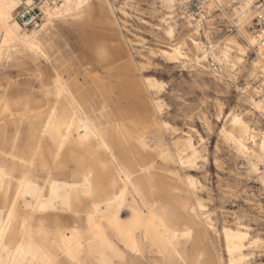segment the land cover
<instances>
[{
    "label": "bare ground",
    "instance_id": "obj_1",
    "mask_svg": "<svg viewBox=\"0 0 264 264\" xmlns=\"http://www.w3.org/2000/svg\"><path fill=\"white\" fill-rule=\"evenodd\" d=\"M192 1L160 0L166 13L158 28L168 44L152 48L141 37L130 40L118 31L117 0H83L79 9L82 0H44L43 21L32 28L22 27L15 13L34 0H0V69L33 62L41 68L42 61L49 62L46 46L56 23L90 21L99 9L122 45L143 61L161 58L169 65L189 66L211 73L219 83L235 84L245 73L238 105L249 110L232 111L219 136L264 190V25L252 23L257 13H264V2L204 0L198 17L183 11L188 14L180 32L177 6L188 8ZM216 7L237 34L212 40L211 20L207 28L203 22ZM120 11L125 19L131 17ZM99 44L95 55L105 60L110 54ZM210 59L220 65L221 74L211 69ZM129 65L135 85L150 97L143 105L145 114L134 118L113 111L101 114L85 90L56 70L42 82L43 105L35 110L22 104V111L14 112L8 101L10 84L0 87V264H45V258L53 264H140L146 258L162 264H253L264 252L263 239L239 219L219 231L201 194L204 185L191 174L206 161L204 139L190 128L168 143L169 131L178 130L163 119L166 104L159 96L165 84L145 75L146 63L131 59ZM212 113L220 118L225 107L220 104ZM129 229H134L135 252ZM213 236L222 237L226 257Z\"/></svg>",
    "mask_w": 264,
    "mask_h": 264
},
{
    "label": "rangeland",
    "instance_id": "obj_2",
    "mask_svg": "<svg viewBox=\"0 0 264 264\" xmlns=\"http://www.w3.org/2000/svg\"><path fill=\"white\" fill-rule=\"evenodd\" d=\"M55 1L57 0H51V2ZM115 6L121 25L118 31H121L125 38L135 40L134 35H137L152 48H162L168 44L164 34L158 28L162 27L160 18L166 13L161 8L160 0H129L128 2L117 0ZM121 8L125 9L131 17L125 19L120 11ZM181 8L177 6L176 11L179 15L180 32L185 23L182 17L188 14L183 13V11L188 12L186 8ZM206 17L207 19L203 22L204 27L207 28V20H211L212 30L210 31L213 41L224 39L230 34H237L235 26H232V22L222 14L219 8L216 7L212 14ZM252 23L256 24L255 20ZM114 31L107 20L100 15L99 9H96L93 20L90 21L69 25L57 22L55 29L51 30L52 41L46 46L50 57L49 62L42 61L41 68L33 62L24 66L11 63L0 69V87L8 88V83L10 84L8 101L12 110L21 112L20 108L24 104L31 106L33 110L41 107L43 105L40 96L41 84L44 79H52L54 72L57 71L70 84H78V87L85 90L89 100L95 102L101 114L107 115L113 111L115 116L120 114L127 119L132 116L133 118L143 116L145 114L143 105L150 102V97L135 85L136 78L131 72L129 62L135 59L146 63L145 75L154 77L165 84L159 96L166 104L163 119L178 130V134L169 131L166 137L167 142L177 140L190 128H194L204 139L206 161H201L194 169L195 172L191 174L204 185L205 190L201 194L208 210L216 219L219 231L224 224H233L239 219L264 242V213L260 212L261 208H264V190L256 180L246 174L242 161L234 156L229 145L219 136L220 129L232 111L239 108V110H249L247 106L238 105V99L243 96L242 93L245 91L243 89L246 87L245 73L237 76L235 84L231 80L219 83L211 73L200 74V71L196 72L189 66L183 68L179 65H169L161 58L151 59L150 62L143 61L139 54H135L133 50L122 45V41ZM98 44H103L104 47L106 45L105 48L110 54L107 59H97L94 45L97 47ZM250 57H253L252 52ZM100 63L104 64L99 65ZM42 68L46 72V78ZM32 97L35 99L32 100ZM220 104L225 107V114L218 118L212 111ZM7 116L8 114L4 115V118ZM206 120L210 126L206 125ZM260 121V128L264 129V120L260 119ZM213 242L226 257L223 252L222 237L213 236ZM251 262L264 264V252L258 253ZM140 264L162 263L146 258Z\"/></svg>",
    "mask_w": 264,
    "mask_h": 264
},
{
    "label": "built area",
    "instance_id": "obj_3",
    "mask_svg": "<svg viewBox=\"0 0 264 264\" xmlns=\"http://www.w3.org/2000/svg\"><path fill=\"white\" fill-rule=\"evenodd\" d=\"M24 1L25 0H23V2ZM43 1L44 0H34V3L32 6L27 5V3H24L22 5V7L19 9L16 15V18L22 27L32 28L42 23L43 18H44L43 12L41 11V6L43 5ZM260 1L264 2V0H260ZM202 3H203V0H194L189 4L186 10L190 13L196 14V17H198L199 16L198 14L201 12L200 7L202 6ZM254 20L257 25H260V27H263L264 13H261V11L257 13V16L255 17ZM209 61L210 62L208 64L210 65L211 69L215 72H218V74L219 73L221 74L222 71H221L220 65L217 62H215L213 59H210ZM262 72L264 73V69L262 70ZM242 94H244V92Z\"/></svg>",
    "mask_w": 264,
    "mask_h": 264
},
{
    "label": "snow or ice",
    "instance_id": "obj_4",
    "mask_svg": "<svg viewBox=\"0 0 264 264\" xmlns=\"http://www.w3.org/2000/svg\"><path fill=\"white\" fill-rule=\"evenodd\" d=\"M29 2H31V0H29ZM76 7L79 9L81 7H83V0L80 4H77ZM4 18V13H3V10H2V6H0V20H2ZM169 35H172V33L170 32ZM253 44H255V41L253 40L252 41ZM262 52H264V37H262ZM177 54H179V50L177 49ZM58 84H59V81H58ZM184 161L181 160V164H183ZM4 175V171L2 168H0V178H2ZM23 184V182H21ZM55 188H56V185H53V190L55 191ZM123 195V193L121 194ZM43 210V209H42ZM9 216L11 217V213L9 214ZM89 220L91 221V217H89ZM133 231L134 229H129L128 232H127V235H128V238L129 240L131 241V246H132V250L135 252L137 251L136 247H135V241L133 239ZM0 236H2V232H0ZM109 248H112L111 245H108ZM112 251H116L115 249H112ZM231 251V249H230ZM45 264H53V261L51 259H48V258H45Z\"/></svg>",
    "mask_w": 264,
    "mask_h": 264
}]
</instances>
